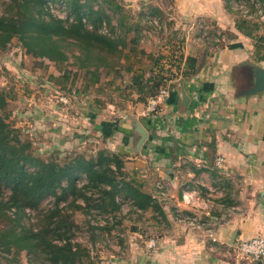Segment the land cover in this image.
<instances>
[{
	"label": "rangeland",
	"instance_id": "374dc122",
	"mask_svg": "<svg viewBox=\"0 0 264 264\" xmlns=\"http://www.w3.org/2000/svg\"><path fill=\"white\" fill-rule=\"evenodd\" d=\"M1 1L3 0H0V13L4 8ZM116 1L123 4L122 13L126 19L120 27L118 25L119 16L108 10V14L111 16V25L116 26L117 32L123 37L122 29L126 26H131L132 29L124 37L125 46L122 49L120 65L116 66L113 71L101 67L98 82L91 81L90 74L85 73V69L74 65L73 57L70 54L69 64L57 65L47 59L32 57L15 38L5 49H0V89L6 93L7 97L5 111L8 118L6 121L20 135L21 139L31 144L34 154L63 162L67 156L75 154L90 157L95 156L99 149L113 151L115 141L109 142L108 137H103L95 127L96 117L95 119L92 117L97 112L99 117L129 116V118H133L134 127L136 121L141 123L151 115H141L150 96L146 98L138 96L136 90L130 86L132 75L145 73L147 77L151 69L157 71L161 65L164 66V69H171L170 73L174 75L176 74L175 67H169L172 61L170 57H174L180 51L185 55L183 49L186 46L191 44L198 46L200 49L198 48L196 56L199 59L200 52L206 53L205 46L211 48L209 52H212V50L218 51L217 48L226 46L230 42L229 31L221 30L216 24V20L199 16L189 23L176 22L172 15L168 16L163 13L162 19L156 17L157 23L152 20L150 22V15L148 20L145 18L147 22L144 24L140 13L153 7V4H147L148 0ZM223 1L224 10L229 13L225 15L228 24L234 22L237 14H245L250 9L235 0H230V3L227 4L225 0ZM159 4H161L159 0L154 3V5ZM162 4L165 6V11L169 12L168 14L173 12L172 3L162 0ZM142 5L145 7L142 8ZM51 10L61 18L66 16V12L58 9L56 3H52ZM106 29L108 32V26ZM243 41L246 43V49L249 46L247 52H250V60H248L264 68V61L258 62L254 59L253 41L247 37ZM130 46L136 48L135 53L129 50ZM244 70L247 69L242 66H237L232 70V81L229 82V85L232 84L231 86L235 87L237 93L248 86L241 82L242 78L239 77V74L247 76L249 73L252 75L249 71H246V74ZM176 80L177 78L163 87L170 91V88L176 85ZM61 97H64L65 101H62ZM159 109L160 107L157 108V110ZM135 135L137 142L139 135L136 132ZM143 143L138 150L133 147L131 152H120L125 154V170L130 177L143 181L145 190L151 193L162 207L164 206L163 201L169 202L166 208L167 217L165 218V214H156L151 210L133 212L130 202L122 199H120L122 202L121 212L117 213V217L115 216L117 219L114 218V214H99L91 218L80 211H74L71 242L87 247L90 258L85 260L84 264H138L142 255L145 258L146 254L161 248L164 235L174 236L175 239L172 243L174 245L180 244L184 232L194 233L196 231L185 221L186 215L191 213L190 210L174 209L173 198L162 193L163 176H151L150 169L137 164L139 162L137 159L132 160L134 157H146L143 155L144 153H140ZM82 181L81 178L78 179L79 184H82ZM201 193L202 196L205 195L203 191ZM2 194L7 196L8 189L4 188ZM221 197L224 196L217 199H221ZM230 202L231 200L225 201L227 208L238 206L230 209L238 214L246 213L242 204L237 205ZM211 204L209 202V206ZM60 205H64V203L62 202ZM209 206L207 210L211 213L229 212L228 210L218 211V208L214 210L213 207L212 210ZM51 207H54V198L47 197L41 201L38 208H25L23 221L37 227L38 218ZM201 216L213 231L219 227L218 220H222L216 215L211 219L210 213L205 215L203 212ZM89 219L91 224L87 223ZM108 226L112 227L106 228ZM258 236L264 237L263 235L253 237ZM150 239L155 241L152 248L147 246ZM247 239L237 240L235 236L231 239L230 244L218 246L221 247L218 253L225 257H235L241 264H255L264 256L258 260L245 258L236 249L239 242ZM54 242L60 244L63 241L55 239ZM134 254L136 257L132 262L131 257ZM44 263L50 264L47 260H44ZM0 264H30V261L25 252L13 255L0 250ZM31 264L40 263L33 261Z\"/></svg>",
	"mask_w": 264,
	"mask_h": 264
},
{
	"label": "trees",
	"instance_id": "16d2710c",
	"mask_svg": "<svg viewBox=\"0 0 264 264\" xmlns=\"http://www.w3.org/2000/svg\"><path fill=\"white\" fill-rule=\"evenodd\" d=\"M235 1L250 9L235 16L234 27L253 41L254 59L264 61V0ZM1 3L4 8L0 13V49H5L15 38L32 57L57 65L69 64L70 54L73 64L85 69L93 82L99 81L101 67L113 71L120 65L123 40L132 27L121 28L123 37L111 25L108 10L119 16L120 27L126 19L119 1L3 0ZM52 3L65 11L66 16L61 18L52 12ZM150 15L163 17L160 9L153 6L141 11L144 24ZM135 49L129 47L134 53ZM171 58L169 67H175L174 75L163 65L157 71L151 69L147 77L145 73L132 75L130 86L140 98L155 95L170 80L196 73L197 56H185L180 51ZM6 106V93L0 89V250L3 253L25 252L30 264L33 261L45 264L44 260L50 264H84L90 258L87 247L71 242L74 211L91 218L99 214H114L116 218L121 212L122 199L130 202L133 212L151 210L164 215L159 201L145 190L143 181L130 177L125 170L124 153L99 149L95 156L75 154L63 162L42 158L10 127ZM99 131L103 137L113 132ZM80 178L82 184L78 183ZM4 188L9 191L7 196L2 194ZM47 197L54 198V207L38 218L37 227L26 224L25 208L36 209ZM62 202L64 205H60ZM87 223L91 224L90 219ZM109 227L112 226L106 228ZM55 239L63 242L56 243Z\"/></svg>",
	"mask_w": 264,
	"mask_h": 264
},
{
	"label": "crops",
	"instance_id": "0c3cea01",
	"mask_svg": "<svg viewBox=\"0 0 264 264\" xmlns=\"http://www.w3.org/2000/svg\"><path fill=\"white\" fill-rule=\"evenodd\" d=\"M165 1L173 4L171 14L163 4L154 5L156 0H148L147 4L158 7L162 14L172 15L176 22L189 23L199 16L216 20L221 30L229 31L230 42L212 52L205 46L206 53L200 52L197 67L202 59L203 62L196 73L185 78L179 76L160 109L141 121L147 137L140 153L147 158L132 160L137 159V164L150 169L151 176H163L162 193L173 198L174 209L192 210L181 206V194L184 189L197 188L211 195L210 209L229 212L209 211L210 218L216 215L222 219L214 230L216 242L195 231L184 232L180 244L173 245L174 236L164 235L161 248L146 254L143 264H241L235 257L218 253L221 248L218 246L230 244L234 232L237 240L264 236V91L241 96L229 85L232 70L250 60V52L234 22L226 23L228 12L223 0ZM198 48L193 44L186 46L185 56H196ZM181 79L189 98L187 105L181 103ZM98 115L97 112L92 117H96V129L113 131L108 136L109 142L115 141L113 151H133L136 144L133 118ZM219 157L223 161L216 166ZM224 199L242 204L246 213L233 212L230 208L238 206L227 208ZM168 203L163 201V207L160 203L165 218ZM134 257L135 254L131 261ZM258 263L264 264V257L255 264Z\"/></svg>",
	"mask_w": 264,
	"mask_h": 264
},
{
	"label": "built area",
	"instance_id": "2783aa9c",
	"mask_svg": "<svg viewBox=\"0 0 264 264\" xmlns=\"http://www.w3.org/2000/svg\"><path fill=\"white\" fill-rule=\"evenodd\" d=\"M150 22L157 23L158 19L156 17H150ZM170 95V91L168 88L161 87L159 91L149 97L145 107L142 109L141 115L148 116L156 112L157 108L160 107L165 101L168 99ZM62 101H65L64 97H61ZM223 159L221 157L215 160V165L220 166L222 164ZM207 192H212V190L207 189ZM211 195L206 194L202 196V193L197 188L184 189L181 194V206L184 208H192L190 210V215H186L185 221L191 226L194 230L204 233L212 242H216V236L214 231L208 227L205 220L201 216L204 212L205 215H209L208 206ZM155 245L154 239L148 240L147 246L148 248H152ZM236 249L239 254L245 258H252L254 260H258L264 256V237H252L247 240H243L238 243Z\"/></svg>",
	"mask_w": 264,
	"mask_h": 264
},
{
	"label": "water",
	"instance_id": "95a60500",
	"mask_svg": "<svg viewBox=\"0 0 264 264\" xmlns=\"http://www.w3.org/2000/svg\"><path fill=\"white\" fill-rule=\"evenodd\" d=\"M202 62H203V59L201 60V63ZM201 63L198 65L197 69L201 67ZM240 66L246 68L249 72H251V74L253 75L254 81H253V84L249 88L239 92L238 94L241 96H247V95H252V94L259 93V92H263L264 91V68L260 67L259 65L249 60L243 61ZM180 85H181L180 93L182 95L181 103L182 105H187L189 98L186 95L184 88L182 86V79L180 80ZM133 128H134V131L139 135V138L135 144V148L138 150L147 137V131L139 121H136L134 123ZM235 236H236V232L232 234L231 239L234 238ZM143 258L144 257L142 255L140 257V261L138 262V264H142Z\"/></svg>",
	"mask_w": 264,
	"mask_h": 264
},
{
	"label": "flooded vegetation",
	"instance_id": "af4514ba",
	"mask_svg": "<svg viewBox=\"0 0 264 264\" xmlns=\"http://www.w3.org/2000/svg\"><path fill=\"white\" fill-rule=\"evenodd\" d=\"M246 71H248V70H244V72H246ZM240 72V71H239ZM246 74H247V72H246ZM240 76V78H242L241 79V82L243 83V84H245L246 86H247V88H249L252 84H253V81H254V78H251V76H253V75H249V73H248V75L246 76L245 74H239ZM245 86V87H246ZM246 88V89H247ZM243 90H245V89H243ZM242 90V91H243ZM241 92V91H240Z\"/></svg>",
	"mask_w": 264,
	"mask_h": 264
}]
</instances>
